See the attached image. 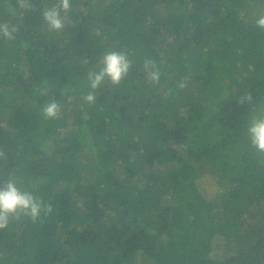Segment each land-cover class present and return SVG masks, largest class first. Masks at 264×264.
Returning a JSON list of instances; mask_svg holds the SVG:
<instances>
[{
    "label": "trees",
    "instance_id": "16d2710c",
    "mask_svg": "<svg viewBox=\"0 0 264 264\" xmlns=\"http://www.w3.org/2000/svg\"><path fill=\"white\" fill-rule=\"evenodd\" d=\"M55 3L0 0L17 28L0 36V185L53 209L0 229V264H264V153L247 132L264 115V0H70L59 31L42 15ZM109 51L132 68L88 103Z\"/></svg>",
    "mask_w": 264,
    "mask_h": 264
},
{
    "label": "clouds",
    "instance_id": "9594fccd",
    "mask_svg": "<svg viewBox=\"0 0 264 264\" xmlns=\"http://www.w3.org/2000/svg\"><path fill=\"white\" fill-rule=\"evenodd\" d=\"M17 3L20 8L26 11H31L34 7L33 0H17ZM69 10L70 0H56L53 6L45 9L42 15L49 30H62L65 27V16L62 13L66 14ZM256 25L264 29V15L256 20ZM16 31L15 26L9 27L6 23H0V36L12 39ZM101 63L102 67L98 71H90L88 74V81L93 90L84 97L88 103H95V90L100 88L106 80H109L113 85H119L132 68V61L128 55L119 51L105 53ZM145 70L149 72L152 83H159L160 72L154 62L146 61ZM179 87L184 88L186 84L182 82ZM252 100L251 93H245L238 102L241 105L245 102L251 104ZM60 111L61 106L55 100L47 103L42 109L43 115L47 119L58 118ZM247 132L252 146L258 152L264 153V115L254 117L248 125ZM3 158H5V154L0 150V159ZM52 211L51 204H45L43 200L29 191H22L16 180L9 179L0 185V229L7 228L12 220H18L22 216L29 217L32 222H36L42 213L50 214Z\"/></svg>",
    "mask_w": 264,
    "mask_h": 264
},
{
    "label": "rangeland",
    "instance_id": "374dc122",
    "mask_svg": "<svg viewBox=\"0 0 264 264\" xmlns=\"http://www.w3.org/2000/svg\"><path fill=\"white\" fill-rule=\"evenodd\" d=\"M201 190L203 194H205L209 199L213 198L218 190L219 187L216 184L213 175L205 174L201 178ZM226 243L223 240H217L214 243V255L218 258L226 257L229 252L225 251Z\"/></svg>",
    "mask_w": 264,
    "mask_h": 264
}]
</instances>
